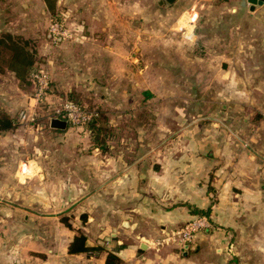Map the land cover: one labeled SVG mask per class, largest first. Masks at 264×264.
I'll return each mask as SVG.
<instances>
[{"label":"rangeland","instance_id":"rangeland-1","mask_svg":"<svg viewBox=\"0 0 264 264\" xmlns=\"http://www.w3.org/2000/svg\"><path fill=\"white\" fill-rule=\"evenodd\" d=\"M55 1V9L51 12L43 0H0V35L8 32L29 39L37 52L35 67L48 73L50 80L46 97L42 101L35 100L36 104L28 107L24 100L35 93L36 83L30 76L25 81L17 80L7 69L8 54L0 57V107L2 111L13 107V120L9 116L12 128L22 131L14 138L17 144L26 145L30 153L33 145L38 146L36 158L47 162L54 172L64 173L66 180L72 178L73 173L82 176L83 171H92L88 165L95 157L90 154L93 145L88 124H68L65 136L49 132V119L65 100L98 111L96 120L109 134L108 137L102 131L100 139L107 144L116 145L123 139V143L135 145L139 127L146 132L145 143L157 139L162 143L169 138V128L174 127V131L180 128L174 124L175 113L183 120L181 126L197 120L196 115L202 113L210 126L221 121L238 132L241 141L249 144L250 126L239 119L247 115L251 122L249 104L234 105L236 96L251 97L248 74L244 73L247 81L246 87L240 88L242 93L240 89L218 85L215 70L221 62L217 63L216 51H211L217 49L218 41L232 26L231 21L216 23L217 17L226 13L224 5L230 0ZM51 20L68 28L72 39L60 42L50 39L47 27ZM235 44V41L229 44L226 59L233 57ZM206 60L213 65L205 66ZM227 71L220 72L222 77L230 73ZM128 83L138 85H134L133 93L125 98L120 87L124 89ZM142 88L150 90L153 96L143 100L138 95ZM257 90L260 92L255 97L258 103V97L263 96L260 89ZM221 95L226 96L227 102H220ZM201 96L213 103L196 102ZM255 104L252 106L256 107ZM128 114H131L130 119ZM253 118L258 117L253 115ZM158 129L160 138L154 137ZM261 137L255 144H249L256 156L253 159L259 165L264 162L260 157H264V137ZM77 161L79 167L75 168ZM87 184L74 200H63V217L74 224L77 233L78 226L83 224L77 216L93 205L87 194L92 187L89 189ZM254 201L241 206L245 215L236 230L209 220L210 227L201 233L219 231L220 236L216 234L209 239V246L200 254L201 264H264V197ZM54 234L56 236L55 230ZM67 237L66 229L64 239ZM84 255L74 257V264H101V260H87L89 255H95L94 252Z\"/></svg>","mask_w":264,"mask_h":264},{"label":"crops","instance_id":"crops-1","mask_svg":"<svg viewBox=\"0 0 264 264\" xmlns=\"http://www.w3.org/2000/svg\"><path fill=\"white\" fill-rule=\"evenodd\" d=\"M241 1L230 0L224 5L227 11L217 17L216 23L231 21L232 26L218 41L217 49L211 51H216L217 63L221 62L215 70L218 85L244 88L247 81L244 73L248 74L251 97L236 96L234 105L249 104L251 122L247 115L238 117L250 126L249 144H255L258 137H264V3L252 8L248 3L242 6ZM191 35L189 32L188 36ZM233 41L236 42L233 57L226 59ZM209 65L213 64L206 60L205 66ZM226 70L230 73L222 77L220 72ZM134 85L138 83L120 87L125 98L133 93ZM257 89L263 96L258 97V103ZM146 92L153 96L145 88L138 95L148 99ZM33 95L24 100L28 107L36 104ZM221 96L220 102H227L226 96ZM195 101L202 104L209 99L201 96ZM6 108L2 111L0 107V118L11 122L13 107ZM177 114L173 121L180 128L176 131L169 128L171 133L164 142L157 139L145 143L146 132L139 127L135 145L123 143L122 139L116 145L108 143L104 151L93 146L90 154L95 157L88 165L92 171H83L82 176L73 173L67 180L64 173L54 172L47 162L36 158L38 146L31 145L30 153L26 145L17 144L14 138L22 131L0 129V264H74V257L81 258L85 253H68L78 230H74V224L66 226L62 212L64 198L74 200L81 195L85 183L89 189L92 187L87 194L93 205L77 216L78 220L81 215L86 216L78 229L86 236L88 246L104 249V254L89 255L88 261L101 260V264H106V255L111 253L118 258V264L203 263L200 254L219 231L196 233L186 248L158 242L197 215L195 209L209 208L212 200L215 201L209 211L212 221L236 230L245 215L241 206L264 197V162L259 165L254 161V149L241 141L238 132L229 125L219 121L210 126L201 113L196 115L197 120L181 126L183 120ZM22 116L21 113L20 120ZM48 129L53 134H66L64 130ZM159 130L154 137L160 135Z\"/></svg>","mask_w":264,"mask_h":264},{"label":"trees","instance_id":"trees-1","mask_svg":"<svg viewBox=\"0 0 264 264\" xmlns=\"http://www.w3.org/2000/svg\"><path fill=\"white\" fill-rule=\"evenodd\" d=\"M45 5L47 6L49 11H54L55 9V0H43ZM7 56V68L14 72L15 76L20 81H25L27 77L30 76L31 72L36 71L37 68L35 67L37 52L34 46L31 44L29 39H23L18 35H14L12 33H2L0 35V57L5 58ZM146 97H150V93H145ZM78 105L79 103L70 100ZM81 107H84L80 105ZM85 108V107H84ZM101 124V123H100ZM96 119L89 122L87 127L91 133L92 145L97 146L102 151L106 149L107 142L104 139H100V134L102 131L107 134V129L103 125H100ZM12 128V123L5 118H0V129ZM109 137V134H107ZM215 201L212 200L211 205ZM206 210H199L195 209L197 215H206L209 220L210 218V207ZM196 216V215H195ZM82 221H85L86 216L81 215ZM64 223L66 226L71 227V224L68 223L67 219H64ZM103 250L102 247H90L87 245V238L86 236L78 232L74 235L72 241L68 246V253H90V252H97L101 253ZM106 264H118L119 260L111 253L106 255L105 259Z\"/></svg>","mask_w":264,"mask_h":264},{"label":"built area","instance_id":"built-area-1","mask_svg":"<svg viewBox=\"0 0 264 264\" xmlns=\"http://www.w3.org/2000/svg\"><path fill=\"white\" fill-rule=\"evenodd\" d=\"M47 35L54 42L72 39L70 30L57 20H51V23L47 27ZM30 77L36 83L34 99L36 101H42L46 97L47 90L49 89L50 80L48 73L42 69H37L31 72ZM53 113L50 119L56 117L65 120L67 124L77 126L86 125L98 117V111L81 107L70 100L61 101ZM209 227L210 221L206 215H196L182 227L167 233L158 244L167 242L175 244L180 248H186L192 242L196 233L206 230Z\"/></svg>","mask_w":264,"mask_h":264},{"label":"water","instance_id":"water-1","mask_svg":"<svg viewBox=\"0 0 264 264\" xmlns=\"http://www.w3.org/2000/svg\"><path fill=\"white\" fill-rule=\"evenodd\" d=\"M168 3L173 2L174 0H166ZM161 2V1H159ZM250 4L252 8L256 5H261L264 3V0H242L241 5L246 6V4ZM68 124L65 120L53 117L49 120V127L56 130H65Z\"/></svg>","mask_w":264,"mask_h":264}]
</instances>
